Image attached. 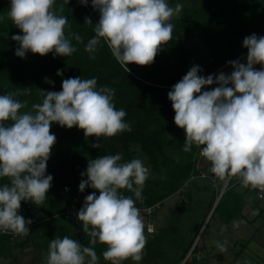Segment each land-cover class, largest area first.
Wrapping results in <instances>:
<instances>
[{
	"label": "clouds",
	"instance_id": "9594fccd",
	"mask_svg": "<svg viewBox=\"0 0 264 264\" xmlns=\"http://www.w3.org/2000/svg\"><path fill=\"white\" fill-rule=\"evenodd\" d=\"M79 2L87 5L88 0ZM91 5L99 20L84 51L94 60L103 41L127 73L129 64L154 63L162 46L172 39L174 24L170 21L183 9L180 3L170 6L168 0H91ZM63 11L56 0H10L7 17L22 33L11 37L19 45L15 55L24 58L31 52L69 57L75 53L72 39L83 40L78 33H66L70 25ZM85 24L93 25L89 17ZM243 47L248 50L246 63L228 61L233 69L230 73L207 77L199 75V65H193L167 96L174 123L186 134L184 152H191L195 145L216 178H236L244 187L264 191V36H246ZM257 64L259 70L254 67ZM61 74L58 70L57 75ZM45 82L53 83L47 78ZM213 84L219 86L202 91ZM39 92L42 102L32 104L31 111H21L27 104L14 99V94L0 95V179H8L0 184V232L20 237L29 235L33 222L18 214L21 202L43 204L52 186L53 176L46 175V170L56 143L50 131L53 123L68 129L76 126L86 139L98 141L132 131L126 111L116 108L115 89L98 87L95 77L67 78L61 91ZM91 146L100 148L101 142ZM149 175L139 157L123 161L120 154H114L89 160L81 173L87 179L81 180L79 191L90 187L99 195L95 191L87 195L77 213L90 238L89 246L67 235L56 237L49 243L43 264H99L97 243L106 246L102 256L110 264L128 260L139 264L148 238L137 201L143 202ZM121 190L133 193L135 199ZM227 244L218 241L216 247L226 252Z\"/></svg>",
	"mask_w": 264,
	"mask_h": 264
},
{
	"label": "trees",
	"instance_id": "16d2710c",
	"mask_svg": "<svg viewBox=\"0 0 264 264\" xmlns=\"http://www.w3.org/2000/svg\"><path fill=\"white\" fill-rule=\"evenodd\" d=\"M56 5H63L62 14L68 18L70 27L66 33H78L83 43L72 39L77 51L69 57L28 52L20 58L15 55L19 45L11 37L22 33L7 17L10 0H0V16L4 17L0 21V95L14 94V99L27 104L21 111H31L32 104L42 102L39 90L61 91L64 79L95 77L98 87L106 85L115 89L116 108L126 111L125 119L132 131L111 138L101 137L98 141L95 137L86 139L83 130L76 126L68 129L57 123L51 125L56 143L47 162L46 175L53 176L47 199L39 206L31 201L21 202L18 214L33 221L28 236L0 232V258H10L11 262L15 260L14 251L21 255L32 254L31 259L43 262L50 241L65 235L89 246L90 238L83 232L77 213L85 197L93 191L98 196L99 191L86 187L80 192L79 184L82 179H87L81 173L86 171L88 161L98 156L120 154L123 161L135 157L144 161L150 175L143 188V202L137 201V207L144 214L145 223L151 221L152 209L178 192L191 178H202L203 172L213 175L209 171V162L199 154L200 148L193 145L191 152L183 151L186 134L174 123L175 113L167 93L193 65H199L202 69L199 75L205 77L230 73L233 69L231 65H225L228 61L246 63L248 50L243 47V39L251 34L264 36V0H190L173 23L172 39L162 46L154 63L148 66L129 64L130 72L127 73L103 41L94 60L89 59V53L84 51L88 40L95 35L94 25L99 20V13L93 9L91 0L87 5H82L79 0H56ZM85 17H89L93 25L85 24ZM254 67L259 70L261 65ZM58 70L61 75H57ZM45 78L53 83H46ZM218 86H206L202 91ZM100 142V148L91 146ZM3 183H8V179H0V184ZM236 183H240L239 180ZM246 189L253 192L258 211L263 210L264 191ZM121 191L135 199L133 193ZM257 191L262 193L260 200L255 196ZM188 193L184 194L187 199ZM215 198H208L206 212L212 208ZM243 206L242 193L228 187L220 192L211 213L216 214L223 224L233 223ZM181 209L180 200L178 207L171 212L178 213ZM158 231L153 229L148 233L145 229L148 239L144 259L162 256V239ZM78 233H81V240L77 238ZM191 241L182 249L175 264H195L194 256L188 261L185 259ZM94 247L100 257L99 264H110L102 256L106 246L97 243Z\"/></svg>",
	"mask_w": 264,
	"mask_h": 264
},
{
	"label": "rangeland",
	"instance_id": "374dc122",
	"mask_svg": "<svg viewBox=\"0 0 264 264\" xmlns=\"http://www.w3.org/2000/svg\"><path fill=\"white\" fill-rule=\"evenodd\" d=\"M168 3L173 7L180 3L184 8L190 4V0H168ZM179 16L170 22L174 23ZM203 174L202 178H191L178 192L150 211L149 224H153L154 232L159 230L157 234L162 239V256L156 259L143 258L139 264H175L182 254V249L191 239L192 243L185 259L188 261L194 256L195 264H244V261H249L250 264H264V208L258 211L254 204L253 192L247 191L241 183H236V178L227 183L228 181H222L214 174ZM228 187L242 193L244 206L240 216L233 223L223 224L217 215L211 212L220 192ZM186 191L189 192V199L184 197ZM211 196L216 198L212 208L206 212L205 205ZM180 200L181 211L171 212L178 207ZM141 215L145 224L142 212ZM218 241L228 242L226 252H220L216 247ZM14 254V262H11L10 258H0V264H43L39 260L31 259L32 254L21 255L17 251H14ZM126 264L134 262L128 260Z\"/></svg>",
	"mask_w": 264,
	"mask_h": 264
},
{
	"label": "built area",
	"instance_id": "2783aa9c",
	"mask_svg": "<svg viewBox=\"0 0 264 264\" xmlns=\"http://www.w3.org/2000/svg\"><path fill=\"white\" fill-rule=\"evenodd\" d=\"M200 151H201V149L199 150V154H200ZM255 196H256V198L258 200L262 199V193L260 191H257L256 194H255ZM147 212H149V210ZM145 229H146V232L151 233L152 230H153V227H152L151 224H149V222H146L145 223Z\"/></svg>",
	"mask_w": 264,
	"mask_h": 264
},
{
	"label": "water",
	"instance_id": "95a60500",
	"mask_svg": "<svg viewBox=\"0 0 264 264\" xmlns=\"http://www.w3.org/2000/svg\"><path fill=\"white\" fill-rule=\"evenodd\" d=\"M77 238H78V240H81V233L77 234Z\"/></svg>",
	"mask_w": 264,
	"mask_h": 264
}]
</instances>
